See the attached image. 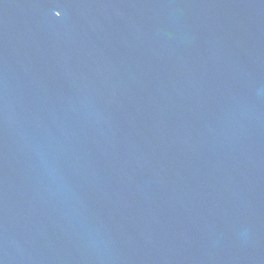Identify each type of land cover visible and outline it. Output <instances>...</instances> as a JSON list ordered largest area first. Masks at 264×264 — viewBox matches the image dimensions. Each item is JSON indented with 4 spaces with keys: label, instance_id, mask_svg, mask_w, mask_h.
Masks as SVG:
<instances>
[{
    "label": "water",
    "instance_id": "obj_1",
    "mask_svg": "<svg viewBox=\"0 0 264 264\" xmlns=\"http://www.w3.org/2000/svg\"><path fill=\"white\" fill-rule=\"evenodd\" d=\"M0 264H264V0H0Z\"/></svg>",
    "mask_w": 264,
    "mask_h": 264
},
{
    "label": "snow or ice",
    "instance_id": "obj_2",
    "mask_svg": "<svg viewBox=\"0 0 264 264\" xmlns=\"http://www.w3.org/2000/svg\"><path fill=\"white\" fill-rule=\"evenodd\" d=\"M56 15H57V16H59V15H60V13H59V12H57V13H56Z\"/></svg>",
    "mask_w": 264,
    "mask_h": 264
}]
</instances>
